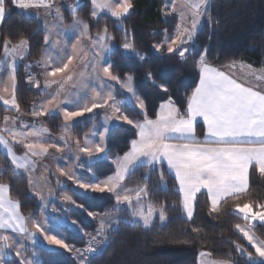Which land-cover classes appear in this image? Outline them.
Instances as JSON below:
<instances>
[{"label": "snow or ice", "instance_id": "6c2138e0", "mask_svg": "<svg viewBox=\"0 0 264 264\" xmlns=\"http://www.w3.org/2000/svg\"><path fill=\"white\" fill-rule=\"evenodd\" d=\"M173 3L175 5V0ZM8 4L24 11L53 7L51 0H0V21L6 15ZM90 4L92 17L95 18L100 11H107L117 20L124 18L134 7L132 0H90ZM180 9L179 23L171 37L168 35V29H164V39L154 43L152 47L157 52L166 49L168 54L178 53L179 57L184 59L195 47L202 20L206 19L211 25L212 16L210 0H180ZM172 11H177V8L174 6ZM55 14L63 19L58 9ZM164 14L169 15V12L165 11ZM72 15L73 23L68 29H61L60 35L63 36L64 31L73 32L74 41H53L50 33L43 37L44 43L50 45L51 49L59 48L57 54L46 48L41 58L34 62L35 66L41 69L43 85L37 74L30 73L27 76L28 84L46 93L38 105H32V117L58 115L62 119L61 127L65 135L51 138L48 128L43 126H32L27 133L17 131L15 126L20 119L19 115L5 116V127L0 128V133H7L12 143L23 144L25 149L23 155H17L9 139L0 134V145L7 150L10 164L16 170L34 172L41 166L40 162L47 157L50 149H55L57 153L71 154L72 163L67 169L57 166L59 175L53 173L47 165H43L41 178L47 186V192L43 187L37 189L31 175L29 176L28 185L40 201L41 214L46 216L49 199L56 195L55 190L48 184V176H56L57 185L64 183L61 178H66L84 194H110L114 200V210H119L121 205H127L132 222L142 223L145 228L153 223L157 213L159 220L165 221L166 202H161L159 206L151 202L144 203L150 196L148 173L144 175L143 185L130 188L125 186V182L128 175L138 167L163 165L166 162L167 167L174 171L178 183V204L189 220L194 216L198 194L202 192H206L209 215L219 214L222 211L221 205L232 200V211L246 222L237 223L233 227L253 249L249 251L244 245L233 241L234 251L245 257L247 264H264V239L251 231L254 221L264 222V201L247 199L241 202L242 198L250 194V168L254 166L256 171L264 176V90L246 86L230 74L209 65L205 49L197 61L198 83L190 94H187L185 105L177 106L173 98L168 96L160 102L155 117L148 118L147 102L137 94L134 76L126 73L121 77L119 73L113 72L111 54L115 37L108 32L107 26L92 35L89 25L76 16L75 8ZM2 47L4 57L11 58V63L8 64L7 85L4 88L10 98L0 95V101L19 114L15 62L17 58L23 59L29 52V39L20 36L13 42L11 38H6ZM120 48L124 53L134 54L140 60L145 59L144 54L137 51L131 42L125 41ZM77 59L83 67L79 72L75 70L74 61ZM231 66L235 67V63ZM145 76L160 91H169L167 84L156 83L150 70ZM257 79L264 80V76ZM68 84L76 91L72 92L66 88ZM118 94H127L126 98L145 113L142 122L135 121L126 114L123 103L117 101ZM105 109L109 111L103 117L102 129L94 127L90 133H86L83 145L79 139L70 140L68 133L81 119L98 115V110ZM198 119L204 127L203 140L198 139L196 135ZM113 121L133 126L137 131L127 150L110 159V163L114 165L112 173L104 179H97L88 165L101 155L107 159L110 126ZM20 127L28 125L21 123ZM95 137H98V140L94 139ZM28 138H35L36 142H25ZM49 138L54 142L48 143ZM73 143L75 150L72 148ZM63 158L53 157L57 160ZM81 160L84 162L81 163ZM78 169L86 171L92 179L85 181ZM8 189V184H0V264H37L34 250L31 257L25 253L29 246L34 249L41 240L48 246L74 252L80 264H90L88 256L98 251V246L107 239L113 224L122 219L117 218L106 224L101 216L97 235L90 236L88 245L83 250L74 249L47 219L33 220L31 216H24L20 211V202L6 197ZM61 199L65 204L84 209V205L77 204L71 196L64 195ZM51 211L59 213L66 209H58L53 204ZM87 215L93 219L97 218V214L91 211H88ZM71 224L76 225V221H71ZM26 242H30V245ZM211 256V252L201 251L198 264H239L238 260L232 258L231 253L226 254V258L205 259Z\"/></svg>", "mask_w": 264, "mask_h": 264}, {"label": "trees", "instance_id": "16d2710c", "mask_svg": "<svg viewBox=\"0 0 264 264\" xmlns=\"http://www.w3.org/2000/svg\"><path fill=\"white\" fill-rule=\"evenodd\" d=\"M77 1L74 5L76 15L89 25L92 35L106 25L108 32L115 37L111 54L113 72L119 73L121 77L126 73L134 76L137 94L146 99L148 118L155 117L160 102L168 96L173 98L177 106L185 105L187 94H190L197 84V61L205 49L206 60L213 66L221 67L229 62H242L264 69V0H210L212 23L209 25L206 19L202 20L195 47L184 59H181L178 53L168 54L166 49L157 52L152 47L154 43L164 39V29H168L170 37L177 23L176 16L164 14V0H132L133 9L120 20L106 13L94 18L91 16L90 1ZM59 9L63 23L69 24L72 20L69 10L65 5H61ZM20 36L29 39L30 48L15 71L18 82L16 96L20 110L29 111L31 104L39 100L43 92L27 84L23 62L36 61L40 56L44 47L43 29L36 19L8 4L6 15L0 24V40L11 38L16 42ZM125 41L133 43L136 50L144 54L145 59L140 60L135 55L124 53L120 45ZM149 70L157 84H167V93L160 91L146 78L145 73ZM117 101L123 103L124 110L130 117H143L138 109L124 100L123 94L117 95ZM10 112L11 110L0 104V119ZM43 120L50 132H60L62 119L58 115L47 116ZM99 125L98 114L74 126L71 129L72 136L81 141L86 133ZM135 133L130 126L114 125L110 131L107 155L122 154L126 151ZM202 134L203 128L197 124V138L200 139ZM89 166L99 178L113 171L112 164L105 159H95ZM145 173L149 174L147 184L150 191V196L145 201L156 206L166 202L167 219L160 221L159 216H156L147 228L120 220L107 235L104 243L98 247V251L88 256L90 264H197V254L200 250L211 252L214 259L226 258V254L231 253L232 258L238 260L239 264H247L246 258L239 256L233 248L232 242L235 241L253 251L233 227L245 221L232 211V200L221 205L222 211L219 214L209 215L207 196L202 192L198 194L194 216L189 220L178 204L179 190L176 179L164 164L136 168L128 175L126 185H143ZM80 174L87 175L83 172ZM0 183L9 185L8 194L20 202L23 215L39 214L38 199L29 192L28 178L14 170L1 149ZM65 189L78 204L84 205L86 211L66 207V212L76 219L87 233H94L97 228V222L87 215L88 211L103 214L107 212L106 215L126 212L113 209L114 201L110 194H84L69 186H65ZM247 199L264 201V176L259 174L254 166L250 168V194L242 198L241 202ZM56 216L57 214H53V219ZM53 224L68 244L76 248L87 246L86 239L73 229ZM251 229L257 237L264 239V224L252 225ZM33 250L37 264H76L73 257L64 250L43 245H36Z\"/></svg>", "mask_w": 264, "mask_h": 264}, {"label": "rangeland", "instance_id": "374dc122", "mask_svg": "<svg viewBox=\"0 0 264 264\" xmlns=\"http://www.w3.org/2000/svg\"><path fill=\"white\" fill-rule=\"evenodd\" d=\"M76 2H78L77 0H56V3H55V5L51 8V9H49V8H44V7H41V8H33V9H29V10H27V11H24V10H21V9H19L21 12H24V13H27V14H31V15H34V16H36V17H38V21H39V23L41 24V26H42V29H43V33H44V35L45 34H49L50 33V35H51V40H57V39H60L61 38V40H63V39H67V40H69V41H74L75 40V34L73 33V32H70V31H64V33H63V36H61L60 35V32H61V29H68V27L73 23V15H72V10H73V8H74V5H75V3ZM61 5H65V7L69 10V12H70V14L72 15V20H71V22H70V24H64L63 23V19H60V18H58L57 16H56V14H55V12H56V9H58L59 10V12L61 13V11H60V9H59V6H61ZM42 13L43 14V16H39L37 13ZM91 12H92V5H91ZM102 13H106V14H109L107 11H100V12H98V14H97V16L98 15H100V14H102ZM62 14V13H61ZM110 15V14H109ZM77 16V15H76ZM78 17V16H77ZM79 19L80 20H82L80 17H79ZM83 21V20H82ZM177 24H178V22H177ZM69 46H70V44H69ZM113 46H114V44H113ZM49 49L53 54H57L58 52H59V48H57V49H51L50 48V45H46L45 46V49ZM44 49V50H45ZM123 51V50H122ZM44 52V51H43ZM126 54H131V53H126ZM131 55H134V54H131ZM35 61H33V62H28V61H25V62H23V64H24V75H26V74H30V73H35V74H37V75H39L38 76V79L39 80H41V85H43V80H44V77H43V75L42 74H40L41 73V69L39 68V67H36L35 66V63H34ZM9 63H11V58H9L8 59V64ZM74 63H75V65H77V67H76V70H79V68H80V62H79V60L77 59L76 61H74ZM229 63H232V62H229ZM240 65H238V71L236 72V71H234V72H236V74H237V76H239V77H242V78H244V79H246V80H253L255 83H257V84H261L262 86H264V81H262V83L259 81L260 79H257V77H260V76H264V69H261V68H256V67H251V68H249L248 67V64H245V63H242V62H238ZM33 65V67H31V68H29L28 66L29 65ZM18 65V64H17ZM82 66V65H81ZM231 71H233V68L232 67H228ZM247 77H248V79H247ZM25 80H26V82H27V77L25 78ZM30 85V84H29ZM66 88H68V89H70L72 92H75L76 91V89H74L73 90V88L71 87V84H68V85H66ZM43 92V91H42ZM43 94H44V96H46V94H45V92H43ZM124 95V100L125 101H127V103H129L131 106H133V107H135L134 106V104H133V102L130 100V99H127L126 97H127V94H123ZM136 108V107H135ZM136 109H138V108H136ZM138 110H140V109H138ZM107 111H109V110H107V109H105V110H98V114H99V121H100V127L99 128H97V127H95V128H97V129H102V122H103V117L105 116V114H106V112ZM96 115H93V116H91V117H85L84 119H81L80 121H79V123L78 124H80V123H82L83 121H86V120H89V119H91V118H93V117H95ZM118 123H116L115 121H113L112 122V124H111V128L114 126V125H117ZM61 125H62V123L60 124V131H61V135L60 136H62V135H65V132L62 130V127H61ZM94 128V127H93ZM93 128H92V130H93ZM91 130V131H92ZM90 131V132H91ZM22 132H23V130H22ZM68 135L70 136V140H75L74 139V137L72 136V133H71V131H70V133H68ZM94 139H97L98 140V137H95ZM73 148V150H75V146H73L72 147ZM70 155L71 154H69V153H62L61 155H60V157H66V156H68V157H70ZM117 155V154H116ZM115 155H113V157H114ZM103 155H101L99 158H96V159H103ZM113 157H111V158H113ZM110 158V159H111ZM48 159H51L50 157H48ZM95 160V159H94ZM82 161V160H81ZM109 161V163H110V160H108ZM84 162V161H83ZM72 163V160H68V162H66L64 165H63V167H65L66 169H67V167L70 165ZM49 166V165H48ZM89 166V165H88ZM113 166V170H114V165H112ZM84 171V170H83ZM86 172V171H85ZM106 177V176H105ZM105 177H102V178H99V177H96L95 176V178H97V179H104ZM35 178H36V183L37 182H39L40 183V180H39V178H38V173H36V175H35ZM90 178L92 179V177L90 176ZM53 179H54V183H55V186L54 187H52L54 190H55V192H56V195H55V197L54 198H50L49 199V204H48V208L45 210V212H46V214L47 213H49L48 214V216H49V218H50V220L52 221L50 224L52 225L53 223H57V224H61V225H65V226H67V227H69V228H71V229H73L74 231H76L77 233H79L81 236H83L85 239H86V241H87V245H88V242H89V238H90V236H95V235H97V229H98V227H99V225H100V217L101 216H103V218H104V221H105V223L107 224V223H112L113 221H115L117 218H122L121 220H123V221H130V222H132V218L130 217V214H129V212H128V210H127V205H121V206H119V210H121V211H123V210H126V212L125 213H123V212H118V213H115V214H113V215H105V214H103V213H97V212H93V213H95V214H97V218L96 219H93L92 217V219L93 220H95L96 222H97V228H96V231L94 232V233H87L82 227H81V225L79 224V222L76 220V219H74L73 217H70L69 216V214H67V212L66 211H61V212H59V213H57V216H56V218L55 219H53V214H56V213H54V212H52L51 211V208H52V205L53 204H55V206H56V208H58V209H66V207H69V208H75V209H80V208H78V207H75V206H73V205H71V204H65L64 202H62V197L64 196V195H68V196H70V194L66 191V190H64L63 188H62V190L60 189V187H58L59 185H57V181H56V177H53ZM62 180H64V183H63V185H67V186H69V187H72V188H74V189H76V190H78L79 192H82L81 190H79V189H77L74 185H72V183L70 182V181H67L66 180V178H62ZM177 182V181H176ZM125 186L126 187H130V188H134V187H136L137 185H135V186H130V185H126V183H125ZM177 186H178V183H177ZM179 189V188H178ZM44 191L45 192H47V189H44ZM113 198V197H112ZM73 199V198H72ZM74 200V199H73ZM55 201L56 202H58V203H55ZM114 201V200H113ZM144 203L145 204H147L148 202L147 201H144ZM39 204H40V201L38 200V212H40V207H39ZM78 204V203H77ZM113 205H114V203H113ZM41 213V212H40ZM156 216H158V213L154 216V217H156ZM185 216H186V214H185ZM43 217H44V215H43ZM187 217V216H186ZM71 221H76V225H72L71 224ZM133 223V222H132ZM246 222H242V223H240V224H245ZM259 223H261V224H264V222H260V221H254L253 223H252V225H255V224H259ZM117 224L118 223H114L113 224V227H112V229L113 228H115L116 226H117ZM137 224H140V225H142V223H137ZM82 230V231H81ZM237 231V230H236ZM251 231H252V229H251ZM238 232V231H237ZM253 232V231H252ZM239 233V232H238ZM254 233V232H253ZM240 234V233H239ZM241 236H242V234H240ZM99 238V237H98ZM246 241V240H245ZM39 243H42V242H39ZM246 243H247V241H246ZM94 246H96V245H94ZM101 246V245H100ZM100 246H98V247H100ZM46 247H48V248H55V247H52V246H48V245H46ZM70 247H72V248H74V249H81V250H83L84 248H76L75 246H73V245H70ZM31 250H30V253L28 254V253H26L25 255H27V256H29V257H31V255H32V251H33V249L32 248H30ZM56 249H59V248H56ZM63 250V249H62ZM66 251V250H65ZM201 251H205V250H200L199 252H198V254H197V264H198V256H199V253L201 252ZM72 257H73V259L75 260V262H76V264H80V260L76 257V255H75V253L74 252H69V251H67ZM207 252V251H206ZM35 257H36V255H35ZM205 259H209V260H211V259H214V258H212V257H206Z\"/></svg>", "mask_w": 264, "mask_h": 264}, {"label": "crops", "instance_id": "0c3cea01", "mask_svg": "<svg viewBox=\"0 0 264 264\" xmlns=\"http://www.w3.org/2000/svg\"><path fill=\"white\" fill-rule=\"evenodd\" d=\"M90 1V0H89ZM176 7L177 8V11H175V12H173L172 11V8L173 7ZM60 7V6H59ZM180 0H175V5H174V3H173V0H164V12L165 11H167V12H169V15H174V16H176V18H177V22L179 23V12H180ZM24 13V12H23ZM25 15H27V16H29V17H32V18H34V19H36L37 21L39 20L38 19V17H36V16H34V15H31V14H27V13H24ZM39 16H43V14L42 13H37ZM39 22V21H38ZM0 24H1V21H0ZM65 24V23H64ZM70 24V23H69ZM176 25H177V23H176ZM175 28H176V26H175ZM175 30V29H174ZM172 35V34H171ZM43 37H44V33H43ZM171 37V36H170ZM61 39V38H60ZM2 45H3V40H0V95H4L5 96V98H10L9 97V93H6V92H4V88H5V86L7 85V75H8V71H9V69H8V59L10 58V57H8V58H5L4 57V55H3V47H2ZM45 46H46V44L44 43V47H43V49H42V52L40 53V56L38 57V59L37 60H39L40 58H41V55H42V53H44L43 51H45L44 49H45ZM69 48H70V46H69ZM59 50V49H58ZM24 60V58L23 59H20V58H17V60H16V62H15V64H16V68H17V64H19L21 61H23ZM36 60V61H37ZM233 63H235V67H232L231 65L233 64ZM209 65H211V64H209ZM238 65H240L238 62H232V63H227V64H225L224 66H221V67H217V66H213V65H211V66H213V67H216V68H218V69H220V70H222V71H224L226 74H230L233 78H235V79H237L238 80V82H244L245 84H246V86H252V87H254L256 90H264V86H262L261 84H257V83H255L253 80H246V79H244V78H242V77H239V76H237V74H236V72L238 71ZM76 67H77V65H76ZM228 67H232L233 68V71H231ZM23 70H24V65H23ZM76 70V69H75ZM83 70V67L80 65V68H79V70H76L77 72H79V71H82ZM197 70H198V67H197ZM234 71H236V72H234ZM199 73V72H198ZM29 74H26L25 75V78L28 76ZM39 76V75H38ZM247 79H248V77H247ZM198 80H199V76H198ZM261 83H262V81H264V80H259ZM40 82H41V80H40ZM197 83H198V81H197ZM28 84V83H27ZM29 85V84H28ZM29 86H31V87H33L32 85H29ZM71 87H72V85H71ZM34 88V87H33ZM73 90H74V88H73ZM46 94V93H45ZM45 96H44V94L42 95V97L39 99V100H37V101H35V102H33L32 104H31V106H30V108H29V111H22V110H20V113L18 114L16 111H15V109H12V108H9V107H7V106H5L4 104H3V102L2 101H0V104L4 107V108H7V109H9V110H11V112L10 113H6V114H4L3 115V117L0 119V128H3V127H5V123H4V117L5 116H9V117H15V116H17V115H19L20 116V119L19 120H17V122H16V130L17 131H22L23 130V132H25V133H27L29 130H30V128L32 127V126H35V127H41V126H43V127H46V128H48V126L46 125V123L44 122V117H41V118H33L32 117V115H31V111H32V105L33 104H39L41 101H42V99L44 98ZM139 112L143 115V117L142 118H132L133 120H135V121H143V119H144V117H145V113L144 112H142L141 110H139ZM21 123H24V124H27L28 125V127H24V128H21L20 127V125H21ZM197 124H200L201 126H202V128H203V132H204V127H203V123H202V121L201 120H199L198 119V121H197ZM196 124V125H197ZM124 125H126V124H124ZM9 126H11V121H9ZM127 126H130V125H127ZM100 127V125L99 126H97V128H99ZM130 127H132L134 130H135V132L137 131L133 126H130ZM49 130V129H48ZM49 132H50V130H49ZM90 133V132H89ZM0 134H2V135H4L5 137H7L8 139H9V143H10V145L13 147V150L16 152V154L17 155H23V153L25 152V149H24V147H23V144H20V143H12V141H11V138L10 137H8V134L7 133H0ZM50 134H51V138H58V137H60V135H61V131L59 132V133H57V134H54V133H52V132H50ZM45 136L47 137L48 136V134H45ZM85 137V136H84ZM84 137L82 138V140H81V145H83V140H84ZM51 138H49L48 140H47V142L48 143H51V142H54L53 141V139H51ZM203 134H202V137L200 138V140H203ZM18 139H24L23 137H18ZM75 139V138H74ZM76 140V139H75ZM72 141H74V140H72ZM25 142H36V140H35V138H28L27 140H25ZM62 143V142H61ZM73 146H75V144L73 143L72 144V147ZM0 149L7 155V150L2 146V145H0ZM62 153H57L56 151H55V149H50L49 150V154L47 155V157L46 158H44V159H42V161L40 162L41 163V166L40 167H38L34 172H32V173H26V172H24L23 170H16V169H14L15 171H17V172H21V173H23L28 179H29V176L31 175V177H32V179L34 180V182H35V187L37 188V189H39V188H41V187H43V189H47V186H45L44 185V183H43V180H42V178H41V173H43L44 172V168H43V165H49L48 167H50L51 168V170H52V172L53 173H55L56 175H59L58 173H57V171H56V169H57V166L59 165V166H63L66 162H68V160L70 161L71 159H70V157H68V156H66L65 158H63V159H59V160H57V159H53V157L54 156H56V157H60V155H61ZM116 155V154H115ZM8 157V156H7ZM48 157H50L51 159H48ZM111 157H113V155H111V156H108L107 155V159L105 158V157H103V159H105L106 161H108V160H110V158ZM10 162V161H9ZM109 162V161H108ZM81 163H83V160L81 161ZM164 165L166 166V168L168 169V171L174 176V178H175V173H174V171L173 170H171V169H169L168 167H167V165H166V162L164 163ZM13 167V166H12ZM14 168V167H13ZM78 171V173L80 174L81 172H83V173H85V174H87L86 176H83V179L85 180V181H88V180H90L91 178H90V175L87 173V172H85V171H83V169H78L77 170ZM36 173H38V178H39V180H40V183L39 182H37L36 183V178H35V175H36ZM45 175H47L46 173H44ZM81 175V174H80ZM53 177H56V176H48V184L51 186V187H54L55 186V183H54V179H53ZM62 179V178H61ZM177 183V182H176ZM0 184H3V183H0ZM65 186H67V185H63V184H61V185H59L58 187H60V189L62 190V188L64 189V190H66L65 189ZM28 187H29V185H28ZM178 187V186H177ZM179 190V189H178ZM67 191V190H66ZM29 192L33 195V192H32V190H30V188H29ZM205 195H206V192H203ZM5 195H6V197H8V198H11L12 200H14L12 197H10L9 196V194H8V191L5 193ZM38 199V198H37ZM15 201V200H14ZM55 203H58V202H56L55 201ZM54 213H56V212H54ZM48 214L49 213H47L46 214V216L44 215V217H43V215L39 212V214L37 215V216H31V215H24V216H31L32 217V219L33 220H41V219H47L48 221H49V223H51L52 221L50 220V218H49V216H48ZM57 214V213H56ZM259 224H261V223H259ZM54 229H57L56 227H55V225L54 224H52L51 225ZM60 233V232H59ZM41 242H42V240H41ZM26 243H28L29 245H30V242H26ZM37 245H43V246H46V244L45 243H38ZM70 245V244H69ZM30 248H33L32 246H29V249H28V251L30 252ZM55 249H56V247H55ZM60 250H62V249H60ZM64 250V249H63ZM65 251V250H64ZM67 252V251H66ZM26 254V253H25ZM29 254V253H28Z\"/></svg>", "mask_w": 264, "mask_h": 264}, {"label": "built area", "instance_id": "2783aa9c", "mask_svg": "<svg viewBox=\"0 0 264 264\" xmlns=\"http://www.w3.org/2000/svg\"><path fill=\"white\" fill-rule=\"evenodd\" d=\"M52 5L54 6L56 3V0H51Z\"/></svg>", "mask_w": 264, "mask_h": 264}]
</instances>
